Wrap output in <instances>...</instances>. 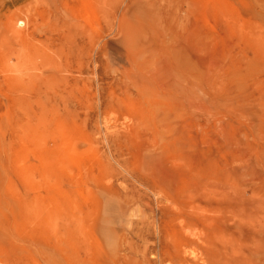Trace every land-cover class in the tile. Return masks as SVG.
<instances>
[{
  "label": "rangeland",
  "instance_id": "rangeland-1",
  "mask_svg": "<svg viewBox=\"0 0 264 264\" xmlns=\"http://www.w3.org/2000/svg\"><path fill=\"white\" fill-rule=\"evenodd\" d=\"M0 264H264V0H0Z\"/></svg>",
  "mask_w": 264,
  "mask_h": 264
}]
</instances>
